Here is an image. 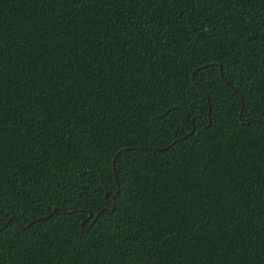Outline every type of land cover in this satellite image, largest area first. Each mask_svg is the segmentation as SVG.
Returning <instances> with one entry per match:
<instances>
[{
	"label": "trees",
	"instance_id": "16d2710c",
	"mask_svg": "<svg viewBox=\"0 0 264 264\" xmlns=\"http://www.w3.org/2000/svg\"><path fill=\"white\" fill-rule=\"evenodd\" d=\"M261 117L264 0H0V264H264Z\"/></svg>",
	"mask_w": 264,
	"mask_h": 264
},
{
	"label": "water",
	"instance_id": "95a60500",
	"mask_svg": "<svg viewBox=\"0 0 264 264\" xmlns=\"http://www.w3.org/2000/svg\"><path fill=\"white\" fill-rule=\"evenodd\" d=\"M207 65H204V66H201V67H199L198 69H204L205 67H206ZM243 107V106H242ZM242 107H241V110H240V113H239V119L241 118V112H242ZM193 133V129L186 135V136H189V135H191ZM185 136V137H186ZM182 139H184V138H180L179 140H182ZM179 140H177V141H179ZM177 141H175V142H177ZM175 142H172L171 143V145L170 146H172ZM169 147V146H168ZM165 149H167L166 147L165 148H156V150H165ZM119 153V152H118ZM116 156H117V154L114 156V158H113V164H114V161H115V158H116ZM114 175H115V172H114ZM114 194H117V192H115ZM106 209V208H105ZM105 209H103V210H105ZM56 210H60L61 212H63V213H69V212H66V211H64V210H62V209H60V208H55V209H53L52 210V212L50 213V214H48V215H46V216H44V217H42L41 219H48ZM103 210H101V211H103ZM113 210V207H112V204H111V209H110V211H112ZM100 211V212H101ZM89 217H90V214H89ZM98 217V215H96L94 218H93V221L96 219ZM10 221H14L15 223H16V225L19 227V228H21V229H25V228H27L31 223H33V222H31V223H29L28 225H26L25 227H21V226H19V224H18V222H17V219H16V217H14V216H12V217H10L8 220H7V222H6V224L3 226V228H5L6 227V225L10 222ZM82 223L80 224V227H82Z\"/></svg>",
	"mask_w": 264,
	"mask_h": 264
},
{
	"label": "snow or ice",
	"instance_id": "6c2138e0",
	"mask_svg": "<svg viewBox=\"0 0 264 264\" xmlns=\"http://www.w3.org/2000/svg\"><path fill=\"white\" fill-rule=\"evenodd\" d=\"M224 71H225L224 67H223V66H221V67H220V75H221V76H223V75H224ZM225 83H228V81H227V80H225ZM188 115H189V116H191V115H192V113H191V112H189V113H188ZM196 118H197V117H193V118H192V123H193V125H195V120H196ZM241 118H243V117L241 116ZM258 119H260V120H261V122H264V117H261V118H258ZM117 183H119V181H117ZM117 195H119V193H118V192H117Z\"/></svg>",
	"mask_w": 264,
	"mask_h": 264
}]
</instances>
